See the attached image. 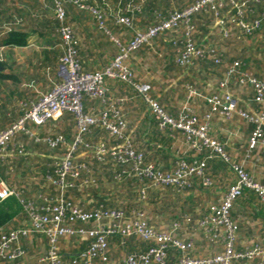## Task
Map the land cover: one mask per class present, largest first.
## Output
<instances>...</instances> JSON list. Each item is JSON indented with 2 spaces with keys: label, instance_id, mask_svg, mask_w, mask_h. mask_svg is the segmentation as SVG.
<instances>
[{
  "label": "built area",
  "instance_id": "2783aa9c",
  "mask_svg": "<svg viewBox=\"0 0 264 264\" xmlns=\"http://www.w3.org/2000/svg\"><path fill=\"white\" fill-rule=\"evenodd\" d=\"M55 1V17L61 22L58 32L62 38L64 49V56L61 58L59 66L63 80L55 84L49 93L42 95L37 102L25 109L22 116L10 128L0 131V154H3L17 134L35 135L28 127L29 123L41 127L50 121L58 120L67 112L75 116L78 124V136L75 142L69 146L65 157L59 159V167L56 170L57 179L52 181L54 185L58 186V198L54 201H45V204L40 207L18 198L30 216L33 230L47 235L50 240L51 249L49 254L42 258L41 262L61 264V255L57 248L59 239L79 233L95 240L91 250L84 254L87 260L86 264H89L88 262L98 254L102 255L104 260L107 259L104 256V250L107 246L106 236L113 234L142 237L144 240L154 244L146 253L139 252L129 255L125 264H150L151 259H155L161 264H170L168 262V252L171 248H176L183 254L176 264H237L243 259L252 260L258 258H262L263 262L261 264H264V246L253 244L244 253L236 250L239 227L232 219L233 207L243 195L244 190L251 189L257 192L264 201V185L258 183L242 164L231 160L226 154L225 146L213 139L210 134L213 116L220 114L231 119L236 114L237 105L232 93L226 91L222 98L219 96L208 98L210 112L202 117L195 114L189 104H186L178 116L174 117L167 114L149 96L148 87L140 86L134 81V76L127 66V59L133 52L145 44L150 45L154 38L180 26L181 23L186 24L188 40L185 50L177 60L178 64L188 68L193 63V57L204 58L206 55L205 51L197 49L191 39L194 30L190 24L191 18L194 14L211 8L218 16L217 24L221 32L227 35L226 22L221 17L224 6L223 0H196L184 10L174 12L169 19L150 26L147 31L137 32L129 42L116 41L121 50L120 54L111 63L104 66L100 72L96 73H88L83 70L80 61L77 59L76 39L72 29L65 23L63 3L60 0ZM80 1L82 0H74L77 4ZM136 1L126 0L125 7L117 12H139L141 6ZM139 1L143 3L147 0ZM253 1L260 2L261 0ZM230 3L234 7L233 12L237 18L240 30L248 36L256 34L261 29L262 22L261 20L254 21V23L245 21L244 12L249 8V0L242 3L230 0ZM115 21L119 25L132 27L130 17L121 13H117ZM210 53L216 58V50L213 47L210 49ZM216 62H220V60L218 59ZM234 77L238 78L241 86L253 90L255 102L262 107L259 113L240 114L256 126L250 137V150L252 151L264 142V80L242 70V63L237 61L228 67L226 79L220 84V88L225 91L229 79ZM108 79L121 80L136 88L144 96L151 111L155 114L160 130L165 131L170 128L181 131L195 153L209 152L207 158H212L216 155L220 156L230 166L236 176V182L229 187L222 202L211 206L207 215L198 222L211 242H222L224 248L222 254L202 258L189 256V252L194 249L193 239L185 243L174 237L172 233L150 228L143 221V214H139L132 222H124L125 214L123 211L101 208L88 213L67 201L66 193L74 186V183L69 179L71 178L74 181L80 175L79 168L76 166V161L80 155L78 156L75 153L78 145L83 143V136L90 132L92 128H98L99 131L104 129L111 136L121 141L119 145L111 148H108L104 143L95 147L86 144L88 147L86 154H93L101 160H104L107 156H112L130 166L129 171H124L120 176L116 177L118 180L122 178V175L141 179L148 178L153 180L155 187L174 185V187L181 190L191 188L196 178L200 179L208 187L213 185L211 179L205 173L207 167L205 160H194L193 163L180 160L173 174L161 173L153 164L144 165L142 155L136 153L133 149L131 138L128 134V123L119 106L121 100H117L118 105H116L107 96ZM85 96L94 100H102L108 108L97 116L87 114L84 105ZM193 96H197V92L194 88H190L188 100ZM47 142L52 146H56L64 144L65 139L60 136L54 140L50 138ZM19 152L22 153V150H19ZM80 168L87 170L85 164L81 165ZM47 179L51 181L49 176H47ZM85 182L90 183L89 180ZM10 197H19V194L0 179V202ZM77 221L89 224L92 229L89 231L79 228L74 229L67 225V222L74 223ZM33 230L20 228L10 234L1 235L0 258L9 261L24 258L25 250L21 246V240L29 237Z\"/></svg>",
  "mask_w": 264,
  "mask_h": 264
},
{
  "label": "crops",
  "instance_id": "0c3cea01",
  "mask_svg": "<svg viewBox=\"0 0 264 264\" xmlns=\"http://www.w3.org/2000/svg\"><path fill=\"white\" fill-rule=\"evenodd\" d=\"M109 1L114 3L113 11H115V15L119 9L124 8L122 5L124 1H121V4L119 2L116 3L117 0ZM192 1L176 0L173 3V0H168L166 2V8H169L166 12L182 10ZM35 2L37 3L35 7H41L36 8L35 12L37 10L41 12L43 9L47 12H53L51 5L46 3V0H35ZM22 7V10H26V7L20 5V8ZM142 13L135 14L132 17V27H130V30L126 29L127 26L120 25L119 27L113 25L110 19L109 24L115 27V31L118 32V36L122 38L123 43L132 40L134 34L138 31L145 30L146 23L142 22L141 19L145 14L142 15ZM247 18L249 23L253 22L252 17ZM73 22L76 34L82 42L81 60L85 70L94 71L109 63L116 54V48L99 34V37H93L91 35L88 37L87 35L93 33L94 29L81 16H76ZM156 22L149 21L148 24H155ZM211 26L209 24L207 27L208 29L206 30V34H204V39H212L213 45H211L216 52L217 49L219 52V63L213 61L211 58H205L201 60V63L197 62L191 68H185L176 61V50L173 45L170 46L166 43L167 45L164 47L159 42L160 40L156 41V45H149L151 50H146L147 53L145 52L142 55H139L140 53L136 54L129 60V63L137 83L140 86L148 87L149 96L171 116H178L186 104H189V107L195 114L202 117L204 114L210 112L208 98L213 96L222 98L226 91L231 92L236 100L237 112L231 119L220 114L213 116L210 129L211 137L225 146L226 154L231 160L242 164L258 183L264 185V148H261L263 146H259L255 150H250V137L253 123L240 115L241 113H259L262 107L257 103L255 104L253 90L241 86L236 77L229 79L225 91L220 88V84L226 79L228 67L237 61L242 63V70L264 80V25L253 36L245 35L240 28H232L228 38H222L220 36L221 34L216 33ZM10 27L6 22L0 24V37L4 36L6 30ZM36 32L38 31H30L28 45L24 48L1 47L0 62L5 63V68L0 67V70L4 76L8 77L0 82L1 131L10 128L22 116L27 107L37 102L42 95L49 93L55 84L63 80V77L60 75V68L58 67V55L54 52L56 49L50 48L48 52H45L44 49L37 47L38 44L43 42L45 36H60L58 29L50 33L45 32V35H40V33ZM94 38L97 40H94ZM206 42L210 43L209 41ZM180 51L178 50V52ZM16 52L29 53L22 60L16 56ZM150 52L160 57L158 62L148 64L144 62L146 55ZM17 60L22 66L27 65V68L23 69L22 66L17 67ZM143 62L145 66L139 67V64ZM34 66L37 67L35 72L31 70ZM107 87L116 105H118L116 101L121 100L119 106L125 115L131 137H133L136 145L139 147H142L144 143L150 145L151 150L147 155L152 160V164H156L162 171L167 172L175 169V164L178 159H186L189 163H193L194 160L206 161L207 167L205 173L211 179L212 186L208 187L200 179L196 178L192 187L183 193L180 192V194H177L174 190H167L165 192V196H171L169 198L171 201H184V206H188L193 210V207H195L194 213L188 212V215L187 213H174V218L169 219V222H164L163 226L159 221L160 218L163 219L164 217H159L154 211H149V214H147L151 225L173 231V235L180 240L188 242L193 239L194 249L190 253L191 256L202 258L219 255L223 249L221 242L213 244L205 238L195 226L194 220L196 221L206 215L211 206L220 204L227 194L229 187L236 182V176L230 166L219 156L207 158V154H205L204 156H194L193 158V150L190 148L182 132H163L158 129L154 113L151 111L143 95L138 91H133L121 85V83L119 84L113 81L107 82ZM190 88L196 90L197 96H193L188 100ZM84 103L85 111L90 115L97 116L108 108L101 101H92L88 98L84 99ZM69 115V119H62L60 117L58 120L50 121L41 127L29 123L28 127L35 134L29 137L37 140L38 143L43 142L49 144L47 142L48 139L53 136L60 137L58 131L55 132L56 130L53 131L49 127L57 128L61 124L60 129L65 127L72 134L71 137L66 138L65 146L68 149L69 145H71L78 135V124L75 116L71 113ZM99 137L100 133L97 131L89 135V139L91 140ZM10 144V151L12 153H8L9 157L15 156V153L19 150L18 148L22 147L21 144L24 145L23 142L21 144L17 141L15 142L14 138ZM17 154L49 160L57 157L56 155L46 156L38 150L33 149L32 151L27 149L25 153L22 151V153L18 152ZM82 157H85V155L81 154L79 158ZM45 173L44 178L47 179V174ZM24 177L26 178L25 175ZM133 178L135 179V177H131V181ZM126 179L123 181L125 184H127L125 182ZM123 182L114 181L115 189L113 188V192L110 191V193L104 194L105 198L108 195L109 205L117 206L121 203L124 196L121 191V188L125 185ZM93 183L95 184V182L90 181V185ZM132 186L133 183H131L130 187L132 188ZM87 188L89 191L84 196L79 195L74 197V199L88 204V201L91 202L90 200L97 197L103 198L101 196L100 186H90ZM74 191L71 192L72 195ZM134 191L136 192L132 188L131 191L129 189L127 192L131 195ZM156 196H160L159 192L152 189L148 197L149 202L147 203H151L152 199ZM232 219L239 226L236 245L238 251L241 252L253 244L264 246V210L260 207L253 194H248L246 198H241L235 203L232 210ZM25 224L26 222H18L19 226H25ZM35 241H41L42 243V245L40 244L39 251L42 250V246L45 247L47 245V240L42 237H34L30 240L22 241L23 246L24 244L30 245L31 251L28 252L31 257L38 251L34 248ZM65 254L69 255L70 253L66 251ZM121 256H118L117 251L114 249L111 261L108 264H117ZM25 261L26 264H37V259H29V262L26 259ZM261 262H263L262 258H258L242 260V262L237 264H261ZM95 264L106 263L97 262Z\"/></svg>",
  "mask_w": 264,
  "mask_h": 264
},
{
  "label": "trees",
  "instance_id": "16d2710c",
  "mask_svg": "<svg viewBox=\"0 0 264 264\" xmlns=\"http://www.w3.org/2000/svg\"><path fill=\"white\" fill-rule=\"evenodd\" d=\"M60 1L63 3L64 9H65V23L67 26H69L72 29L73 35L76 39L77 59L80 61L83 70L88 73L100 72L104 66L111 63L120 54L121 50H120L119 45L116 43V41L123 43L122 38L118 36V32L115 31V27L113 26V25H116L120 27V25L115 21V16L117 14L115 15L114 14L115 11H113L114 3L110 2L109 0H82L78 4L75 3L74 0H60ZM121 1H124L122 5L125 7L127 3L125 2V0H117L116 3L119 2V4H121ZM167 1L168 0H147L139 4V0H137L136 3L141 6V10L139 12H117V13L118 14L121 13L122 15L129 16L130 19H132V17H134L135 14L138 15V13L143 12L142 15L143 14L145 15L141 19H142V22L146 23L145 24L146 28L145 30H143L144 32V31H147V29L150 26H153L156 23L158 24L161 21L169 19V17L174 12H180L186 8L185 6L182 10H178V11L172 10L170 12H166L167 9L169 8V7L166 8ZM195 1L196 0H193L189 5L193 4ZM235 1L237 3H242L248 0H235ZM46 3L51 5L53 13H55L56 1L46 0ZM35 4H37L35 0H32V1L30 0H0V24L6 22L8 25L11 26L10 28H8L9 30L8 29L6 30L4 36L0 37V47L2 48H6V47L24 48L28 45V38L31 34L30 31L32 32L38 31L36 33H40V35H45V32L50 33L51 31H54L56 29L59 30L61 26V22L55 16H53V18H48L49 12L45 11L44 9H43L44 11L41 9L42 10L41 12L38 10L35 12L36 8H41L38 6L35 7ZM223 4L224 6L222 9L223 12H221V17L225 19V22H226L225 26L228 31L227 35H224L221 32L220 27L217 24L218 16H216V12H214L211 8L202 10L199 13L194 14L192 16L190 24L194 30L192 32L191 39L195 47L199 50H204L206 55L204 58H201L198 56L193 57V63L191 64V66L197 64V62L201 63V60L205 58L206 59L211 58L215 62L216 60L219 59L218 49L216 52V58L213 56V54L210 53V49L213 47L212 39H207V40L204 39V34H206V30L208 29L207 27L209 26V24L212 25L211 27L216 31V33L221 34L220 36H222V38H228L231 32L230 30H232V28H235V27L239 28L237 18L235 17L234 12H233L234 7L230 3V0H223ZM20 5L26 7V10H22L23 7L20 8ZM189 5H187V7ZM115 8H116V5H115ZM27 10L29 11L27 12ZM244 13H245L246 22H248L247 17H252L253 19L252 23H254V21L261 20L262 27H263L264 25V0H261L260 2H254L253 0H249V8H247ZM76 16H81L83 20L87 21L93 27L94 32L88 34L87 35L88 37L89 35L93 37L95 36L99 37L98 36L99 34L101 37L105 38L107 42H110L116 48V54L114 55V58L111 61H109V63L105 64L104 66H101L97 70H94V71L85 70L82 64V60H81L82 42L80 41V38L76 34L74 22H73ZM100 16H102V18H100ZM110 19L112 20L113 25L109 24ZM149 21L150 22L157 21V22L155 24L149 25L148 24ZM101 23H102V26H101ZM126 29L130 30V27H127ZM138 32H141V31H138ZM94 40H97V39L94 38ZM187 40H188V36L186 34V24L181 23L180 26L167 31L165 34L160 35L157 38H154L151 41L150 45L151 44L156 45L157 44L156 41H159L164 47L167 45L166 43H168L170 46L173 45V47L176 50L175 58L177 56V60H178L182 52L185 50ZM206 41H209L210 43ZM57 46L58 48H56ZM37 47L44 49L45 52H48L50 48L56 49L54 50V52L58 55L57 58H58V63H59L58 67H59L60 60L64 56L63 42H62L61 36H57V37L45 36L43 39V42L41 44H38ZM150 48L151 47L148 44H145L142 47H140L138 50L133 52L131 56L127 59V66L129 67L131 72H132V68L130 66L129 60L138 53H140L139 55L144 54L146 50L148 51ZM178 50H181V51L178 52ZM0 67L5 68V63L0 62ZM132 74L134 76L133 72ZM7 78L8 77L4 76L2 71L0 70V82H2L3 80ZM11 78L13 79V77ZM110 81L117 82L119 84L121 83V85H124L133 91L134 90L138 91L136 88H134L131 84L127 82H123L121 80H114V79L107 80V82H110ZM134 81L137 83L135 76H134ZM107 96L108 98L111 99V101H114L111 98L109 91L107 92ZM85 98H88L92 101H101L103 105L107 106L100 99L94 100L87 96H85L84 99ZM254 101H255V98H254ZM28 108L29 107H27V109ZM69 114L70 113H67V112L63 114L62 119H65V118L69 119V116H70ZM156 121H157V127L160 130L157 118H156ZM60 125L61 124H59L57 128L55 127H49V128L53 131L56 130L55 132L58 131L59 133L58 135L64 137L65 143H66L67 141L66 138L69 136L71 137L72 134L69 130H67V128L65 129V127L60 129ZM255 128L256 126L253 124L252 133L255 130ZM96 131L100 133V137L97 139H93V140L89 139V135L93 134V132H96ZM165 131L175 132V133L181 132V131L173 130L170 128H168ZM128 134L130 135L133 149L136 151V153L142 155L144 165L152 164L151 163L152 160H150L149 156L147 155L148 152H150L151 150L150 145L147 143H144L142 147H139L136 145L133 137H131V132L129 128H128ZM55 138H57V136H53L51 139L54 140ZM76 138L73 140L72 143L75 142ZM14 141L15 142L17 141L19 144H21L22 142L24 143V145L21 144L22 147L18 148L19 150H22L24 153L27 151V149L31 151L33 149V150H38L40 153L46 156L56 155L57 157L53 160H49L45 158L39 159L36 157L24 155V154L19 155L17 154L19 152L18 149H17L18 151L15 153L16 154L15 156L9 157L8 153L9 152L12 153L10 151L11 144H9L5 153L0 154V179L4 181L8 186H10L12 189H15L19 194V197H10L0 202V236L3 234L4 235L10 234L11 232L17 229H20V228H26V229L33 230V227L31 226L30 216L27 214L26 210L24 209L23 205L20 203V200L18 198H20L23 201L30 202L34 204L36 207L37 206L40 207L44 205L45 201H50V200L54 201L56 198H58V195H59L58 186L54 185L52 181L57 179L56 170L59 167L58 166L60 163L59 159L65 157V155L68 152V149H66L65 143L58 144L56 146H52V145H49L43 142L38 143L37 140L23 133L17 134L14 137ZM101 143H104L108 148H111V147H115L119 145L121 141L111 136V134L104 129L98 131V128H92L90 132H88L87 134L83 136V143L78 145V149L75 154L78 156L81 154H84L85 157L79 158L76 161V166L79 168L80 175L79 177L74 179V181L71 178L69 179L70 181L74 183V186L66 193L67 201L72 204H75L76 206H78L79 208H82L85 212H88V213L94 212L101 208L123 211L125 214L124 222H132L138 217L139 214H143V221L146 223L148 227L154 228L155 230H158V231H163V232H168V233L173 234V231L171 230H165L164 228H158L155 225H151V223L149 222L147 211L144 209V207L146 206L148 202V197L152 189L156 192H159L160 196H163V195H166L165 192L167 190H174L175 193L180 194V192L183 193L189 190L190 188L186 190H181L177 187H174V185H168V186L161 185V186L155 187L154 182L151 179H148V178L141 179V178L136 177L135 179L133 178V180L131 181V177H128L126 175H122V178L118 180L116 178L117 176H120L124 171L130 170L129 165L118 161V159L112 156H107L104 160H101V159H98V157H96L93 154H86L88 150L87 145L95 147ZM260 146H263L261 148H264V142H262ZM208 153L209 152H206V153L202 152L201 154H198L193 151L192 156L194 158V156H197V157L204 156L205 154H208ZM57 158L59 159L57 160ZM180 160L186 161V159H178L175 164V169L167 171V172L162 171L156 164H153V165L161 173L173 174L176 171L178 167V162ZM80 164L81 165L85 164L87 166V170H82L80 168L81 166ZM45 171L47 172L45 173ZM41 173H43L42 176L40 175ZM44 173L47 174V176L51 178V181L44 178ZM21 175L22 177H20ZM24 175L26 176V178H24ZM21 178H24V179H21ZM126 178H129V179H126ZM125 179H126L125 182L127 184L123 182ZM86 180L93 181L95 182V184L93 183L92 185H90L89 182H85ZM114 181L123 182L125 184L121 188V191L124 194V196L121 200V203L118 204L117 206L109 205L110 202H108V195L106 196V198L104 197V194H108L110 193V191L113 192V188L115 186ZM131 183H133L132 188L136 190V192L135 191L132 192L133 193L132 198L127 197L128 195L127 191L129 189L130 191L132 190V188L130 187ZM90 186H95V187L100 186L101 194H102L101 196L103 198L97 197L93 200H90L91 202L88 201L89 205L81 201H76L74 199V197L79 196V195L84 196L85 193L89 191L87 187H90ZM72 191H74L73 195L71 194ZM248 194H253L255 196L256 201H258L260 207L264 210V201L261 199V197L258 195L257 192L251 189H245L243 192V195L238 200H240L241 198H246ZM206 215L197 219L196 221L194 220V222H195V226L197 227L198 230H200L201 234H203V236L209 240V238L206 236L204 232V229L198 223ZM18 222H26V224L25 226H19ZM67 225L71 226L74 229L79 228V229H84L87 231L92 229V227L89 224L81 223L80 221H77L74 223L67 222ZM34 237H42L45 240H47V245L45 247L42 246L41 248L42 250L40 251L38 250L37 252H35L36 253L35 255L37 256L36 258L37 264H46V263H42L41 259L46 257L49 254V251L51 249V243L47 235L41 234L33 230L32 233H30L29 237L22 238L21 246L29 257L30 253L28 251H31L30 245L24 244L23 246L22 241L30 240ZM183 242L186 243L187 241H183ZM94 243H95L94 238H91L87 235L85 236L79 233L60 238L57 243V248H58L59 254L61 255V262H62L61 264H66V263L86 264L87 260L84 257V254L87 253L89 250H91ZM212 243L218 244V242H212ZM106 244L107 246L104 250V256L107 259L104 260L103 256L98 254L90 262H88L89 264H95L97 262L106 263V264L110 263L111 256H113L114 249L117 251L118 256L122 255L120 261L117 262V264H125V261L129 255L134 254V253H139V252L146 253L154 245L152 242H148L144 240L142 237L124 236L122 234L107 235ZM247 249L248 247L245 248V250L241 252L244 253L246 252ZM66 251L70 254L66 255L65 254ZM191 252H189L188 254L189 256H191L190 255ZM223 252H224V248L222 249V252L220 254H222ZM26 254L24 258H20V259L13 260V261L0 258V264H26L25 260L28 259L26 257ZM182 256L183 254L178 249L171 248L169 249V252H168V262L170 264H176L177 260L180 259ZM243 260H247V259H243ZM240 262H242V260H240ZM150 264H161V263L157 262L155 259H151Z\"/></svg>",
  "mask_w": 264,
  "mask_h": 264
},
{
  "label": "rangeland",
  "instance_id": "374dc122",
  "mask_svg": "<svg viewBox=\"0 0 264 264\" xmlns=\"http://www.w3.org/2000/svg\"><path fill=\"white\" fill-rule=\"evenodd\" d=\"M176 0H173V3H175ZM49 18H53L54 16V13L53 12H49L48 14ZM229 42V41H227ZM166 52V51H165ZM29 52H26V53H23V52H16V56L20 57L22 60H24V57H27ZM160 59V57H158L157 55L153 54V53H148L146 55V58L144 59V62L145 63H154V62H158V60ZM140 63L139 64V67H144L145 63ZM137 64V63H136ZM16 65L17 67L19 66H22L21 63L17 60L16 62ZM23 69H26L27 68V65H23L22 66ZM37 69V67H32V71L35 72ZM43 173H41L40 175L42 176ZM25 178V177H24ZM127 197H131L132 198V194L130 195L129 192H127ZM168 195V194H167ZM169 196V195H168ZM156 196L152 199V202L151 203H147L146 206L144 207V209L147 211V213L149 214V211L152 212L154 211V213L158 214L159 217H164L163 219L160 218V221L159 223H161V225L163 226L164 225V222H169L168 220L169 219H172L174 218V213H187L188 215V212L190 213H194V210L196 209L195 207L194 210L193 209H190L188 206H184V201H179V200H175V201H171L169 198L171 196ZM173 198H176V197H173ZM149 202V201H148ZM188 204V203H187ZM162 215V216H161ZM166 218V219H165ZM35 245H34V248L39 250L40 248V244L42 245L41 241H35ZM26 254V253H25ZM26 257L28 258V262H29V259L31 260H35L37 258L36 255H33L32 258L30 255L28 257V255L26 254Z\"/></svg>",
  "mask_w": 264,
  "mask_h": 264
}]
</instances>
